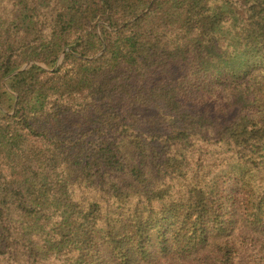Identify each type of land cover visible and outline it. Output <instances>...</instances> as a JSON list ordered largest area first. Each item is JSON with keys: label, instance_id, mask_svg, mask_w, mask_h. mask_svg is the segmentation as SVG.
Masks as SVG:
<instances>
[{"label": "trees", "instance_id": "1", "mask_svg": "<svg viewBox=\"0 0 264 264\" xmlns=\"http://www.w3.org/2000/svg\"><path fill=\"white\" fill-rule=\"evenodd\" d=\"M0 137V264H264V0H0Z\"/></svg>", "mask_w": 264, "mask_h": 264}, {"label": "water", "instance_id": "2", "mask_svg": "<svg viewBox=\"0 0 264 264\" xmlns=\"http://www.w3.org/2000/svg\"><path fill=\"white\" fill-rule=\"evenodd\" d=\"M31 63H32V62H28L27 64L21 66V68H20L19 70H22V69L26 68V67H27L28 65H30Z\"/></svg>", "mask_w": 264, "mask_h": 264}, {"label": "rangeland", "instance_id": "3", "mask_svg": "<svg viewBox=\"0 0 264 264\" xmlns=\"http://www.w3.org/2000/svg\"><path fill=\"white\" fill-rule=\"evenodd\" d=\"M22 66H23V65H22ZM0 138H2V137H0ZM0 142L2 143L1 139H0Z\"/></svg>", "mask_w": 264, "mask_h": 264}]
</instances>
